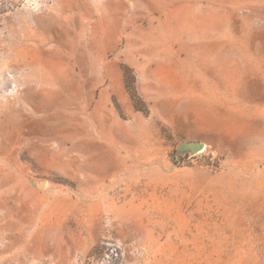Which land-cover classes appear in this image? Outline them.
<instances>
[{
  "label": "rangeland",
  "instance_id": "obj_1",
  "mask_svg": "<svg viewBox=\"0 0 264 264\" xmlns=\"http://www.w3.org/2000/svg\"><path fill=\"white\" fill-rule=\"evenodd\" d=\"M0 264H264V0H0Z\"/></svg>",
  "mask_w": 264,
  "mask_h": 264
},
{
  "label": "water",
  "instance_id": "obj_2",
  "mask_svg": "<svg viewBox=\"0 0 264 264\" xmlns=\"http://www.w3.org/2000/svg\"><path fill=\"white\" fill-rule=\"evenodd\" d=\"M204 147V144L202 142H198V141H192V142H186L183 143L179 150L182 152H186V153H197L199 150H201ZM45 182H39L38 186L41 187L42 185H44Z\"/></svg>",
  "mask_w": 264,
  "mask_h": 264
},
{
  "label": "trees",
  "instance_id": "obj_3",
  "mask_svg": "<svg viewBox=\"0 0 264 264\" xmlns=\"http://www.w3.org/2000/svg\"><path fill=\"white\" fill-rule=\"evenodd\" d=\"M125 79L127 81V86L130 88V84L128 83V80H129V76H128V73L127 71H125ZM131 98L134 102V106L137 110H140V111H143V112H146L147 111V108H145L140 102V99H139V96L136 92H131ZM97 246H95L92 251H94V249L96 248ZM92 251H91V254H92Z\"/></svg>",
  "mask_w": 264,
  "mask_h": 264
},
{
  "label": "built area",
  "instance_id": "obj_4",
  "mask_svg": "<svg viewBox=\"0 0 264 264\" xmlns=\"http://www.w3.org/2000/svg\"><path fill=\"white\" fill-rule=\"evenodd\" d=\"M193 154L189 153V156H192Z\"/></svg>",
  "mask_w": 264,
  "mask_h": 264
},
{
  "label": "bare ground",
  "instance_id": "obj_5",
  "mask_svg": "<svg viewBox=\"0 0 264 264\" xmlns=\"http://www.w3.org/2000/svg\"><path fill=\"white\" fill-rule=\"evenodd\" d=\"M202 150H204V147L202 148ZM202 150H201V151H202ZM201 151H200V152H201Z\"/></svg>",
  "mask_w": 264,
  "mask_h": 264
}]
</instances>
